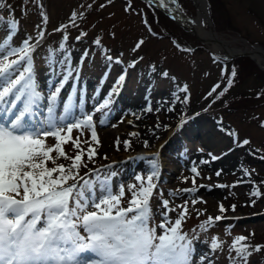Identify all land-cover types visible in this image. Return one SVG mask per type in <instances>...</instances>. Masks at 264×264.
<instances>
[{
	"label": "rangeland",
	"instance_id": "obj_1",
	"mask_svg": "<svg viewBox=\"0 0 264 264\" xmlns=\"http://www.w3.org/2000/svg\"><path fill=\"white\" fill-rule=\"evenodd\" d=\"M175 3L182 15L194 16L188 0ZM204 3L212 30L229 46L264 48V0ZM0 15V96L36 104L46 95L54 107L42 108V124L44 116L69 111L76 118L35 136L0 130V195L9 187L11 210L21 201V210L34 212L22 223L7 222L23 226L19 250L39 239L61 258L53 245L62 233L53 227L66 216L71 255L95 245L101 260L92 264H124L126 256L134 264H171V257L155 255L171 234L170 249L188 250L175 264H264V62L261 69L253 59H233L243 77L231 94L247 98L227 111L221 107L230 95L209 101L230 82V67L224 70L211 59L210 45L144 1L0 0ZM6 26L13 37L4 38ZM97 46L109 55L107 64H133L140 79L119 86L129 74L122 66L106 68L105 76L99 66L107 59ZM89 61L98 65L92 71ZM51 84L52 90L41 88ZM195 103L208 107L183 123L187 104ZM134 106L141 117L120 116ZM98 162L99 171L78 176ZM68 180L78 184L69 195V185L59 187ZM38 194L49 197L45 207ZM36 213L43 221L32 230ZM206 218L222 220L208 229ZM109 225L112 234H104ZM127 227L132 246L125 249L127 242L111 237Z\"/></svg>",
	"mask_w": 264,
	"mask_h": 264
},
{
	"label": "bare ground",
	"instance_id": "obj_2",
	"mask_svg": "<svg viewBox=\"0 0 264 264\" xmlns=\"http://www.w3.org/2000/svg\"><path fill=\"white\" fill-rule=\"evenodd\" d=\"M149 2H153L155 5H157L158 7H160V6H162L163 5V1L162 0H148ZM194 5H195V7H196V16L193 18V17H191V18H186L184 15H182L180 12H179V10H178V13L181 15V16H183L184 18H186L188 21H189V23H191V24H194L196 27V29L198 30V32H192V34H194V35H196L197 36V38L198 39H202V41L203 40H205V38H206V40L205 41H213L216 45H214V44H211L210 43V47H211V49L213 50V51H218V50H222V51H229V52H232V53H234V54H236V53H238V52H242V50H240V49H233L231 46H229V44L225 41V39H223V38H221V37H219L216 33H214L213 31H212V29H211V26L210 25H208L205 29L203 28V22H202V19H200V16L205 12V3H204V0H194ZM207 38H208V40H207ZM218 49V50H217ZM247 51L246 52H249V50L248 49H246ZM252 55V57H251V59H253V61L255 62V64L259 67V68H262L260 65L262 64L263 65V62H264V55H262L260 52L259 53H256L255 54V52H253V54H251ZM263 69V68H262ZM55 85L56 84H54V85H51V86H49V87H47V86H42L41 88L42 89H44V90H52V89H54L55 88ZM57 85H59L58 87H60V86H62V87H64L65 86V84H60V83H58ZM65 89V88H64ZM44 92V91H43ZM46 95H41L38 99H36V104H34V105H30V103L28 102V101H30L29 100V98L28 99H26V97L25 96H22V97H18V103H16L15 105H12L11 107H13L12 108V114H14V112H16V111H23L25 108H27L29 105H30V108H29V110H28V113L30 114L32 111H35V112H39V110H40V108H42L43 106H45V105H53L54 104V101L53 100H51V102H50V100H47V99H50L49 97H45ZM35 99V98H34ZM24 101H26L27 102V104L25 105L24 103L22 104L21 102H24ZM10 102L11 103H14V100L11 98L10 99ZM28 105V106H27ZM138 106V105H137ZM58 107V106H57ZM137 109V107L136 106H134L133 108H132V110H128L127 111V113H121V115L120 116H123L124 114H127L128 116H134V118H137V117H141V113H140V115H139V111H137L136 110ZM125 111H126V109H125ZM18 114V113H17ZM16 114V115H17ZM27 116H29L28 114H27ZM48 116V115H47ZM44 120V119H43ZM193 135L194 136H197L198 138H199V136H200V134H198V133H195V132H193ZM201 137V136H200ZM156 148V147H155ZM209 149H213V147H212V145H210L209 146ZM225 161V160H224ZM221 165H225L224 167L227 169L228 167H230V166H228V165H226V164H221ZM223 167V170L225 169ZM222 169V168H221Z\"/></svg>",
	"mask_w": 264,
	"mask_h": 264
},
{
	"label": "water",
	"instance_id": "obj_3",
	"mask_svg": "<svg viewBox=\"0 0 264 264\" xmlns=\"http://www.w3.org/2000/svg\"><path fill=\"white\" fill-rule=\"evenodd\" d=\"M163 2H164V6H163V8H159V10L166 11L168 13V17L171 20H173L181 29H183L186 32H188L189 34H191L198 42H200L202 44H205V45L209 44L210 45V43H211V44L216 45L213 41H210V42L206 41L205 42L206 38H205V40L202 41V39H198L196 35L192 34L193 31L198 32V30L195 28L196 26L194 24L189 23V21L186 18H184L183 16H181L178 13V9H177L173 0H163ZM189 2L191 3L192 8L194 9V15L196 16V7L194 5V0H189ZM200 19H202V22H203V24H205L206 27L208 25H210L209 19L206 15V11L200 16ZM207 40H208V38H207ZM218 52L221 54V57L224 59H230L232 57H247V58L251 59V57H252L251 54H253V52H255V54L260 52L262 55H264V48L261 46H255V47L251 46L249 48V52H242V53H238V54H234L232 52L222 51V50H218Z\"/></svg>",
	"mask_w": 264,
	"mask_h": 264
},
{
	"label": "trees",
	"instance_id": "obj_4",
	"mask_svg": "<svg viewBox=\"0 0 264 264\" xmlns=\"http://www.w3.org/2000/svg\"><path fill=\"white\" fill-rule=\"evenodd\" d=\"M98 47H99V49H101L103 51V49L100 48V46H98ZM220 64L223 65L225 69H227V66H229L231 73L233 71H235V73H233L231 81L226 86H223L224 90L222 91V93L221 94H217V96H215L214 100H215V102H224V101H221V100L224 99L226 96L230 95L228 97V99L226 100V102H224V104L222 105L221 108H224L227 111L228 110L232 111L234 105L236 103L240 102L238 100L246 101V98H247V97H244L243 94L242 95L235 94L234 96H233V94H231L232 87L236 86L235 84L240 81V78L243 77V74L239 71L240 68H239V65L237 64V60H233L231 62H224V63L221 62ZM204 108H205V105H198V104L195 103V105H191V106L187 107L186 111H187V113L191 114V113H194L197 110H202V109L204 110ZM219 108H220V106H219Z\"/></svg>",
	"mask_w": 264,
	"mask_h": 264
}]
</instances>
